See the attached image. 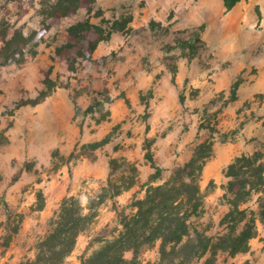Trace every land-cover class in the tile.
I'll return each instance as SVG.
<instances>
[{"label":"rangeland","instance_id":"374dc122","mask_svg":"<svg viewBox=\"0 0 264 264\" xmlns=\"http://www.w3.org/2000/svg\"><path fill=\"white\" fill-rule=\"evenodd\" d=\"M56 1L0 0V32L42 38L35 57L0 67V264L35 257L37 239L65 198L91 216L66 258L81 264L85 251L103 245L97 240L119 234L118 210L131 212L145 195L154 172L148 150L158 153L165 179L177 157L205 141L214 145L200 179L205 207L197 223L221 232L230 210L222 199L228 165L264 148V87L251 92L256 81L264 86V0H240L230 10L223 0H96L91 9L45 20V30ZM79 22L89 26L70 35ZM195 37V49L184 51L180 42ZM111 159L138 168L136 186L115 198L103 195ZM124 170L114 179L131 176ZM40 192L44 207L37 210ZM241 208L258 214L259 195ZM159 248V241L145 247L137 264L156 262ZM210 261L264 264V222L257 220L247 251L219 252Z\"/></svg>","mask_w":264,"mask_h":264},{"label":"trees","instance_id":"16d2710c","mask_svg":"<svg viewBox=\"0 0 264 264\" xmlns=\"http://www.w3.org/2000/svg\"><path fill=\"white\" fill-rule=\"evenodd\" d=\"M96 0H57L47 12L49 18L43 20L44 29L48 30L53 20L75 15L83 6L91 7ZM227 10L232 9L240 0H223ZM50 20L51 23H46ZM89 26L87 22H79L69 28V34L74 36L82 27ZM153 28L156 25L152 26ZM164 33L166 29H161ZM36 32L25 35L21 31L10 34L0 32V67L13 64H24L38 54L42 38L35 40ZM193 40L181 41L180 45L186 51L195 49ZM99 105H102L99 103ZM93 110V109H91ZM221 141L228 137L221 135ZM103 141L96 147L106 144ZM213 141H205L194 150L191 159L177 167L170 177L161 184L152 183L162 179V167L148 150L146 159L154 172L150 175L145 195L137 198L131 212L118 210L115 221V232H119L112 240L99 239L103 245L92 254L85 251L81 264H137L140 252L147 246L160 242L159 258L153 264H191L193 261L209 255L207 264L219 252L238 253L249 248V241L256 235L257 220L264 222V148L251 155L236 157L227 167L226 177L229 181L223 185L224 195L230 210L222 218L221 232L208 233L197 223L203 216L205 202L200 187V179L206 162L213 155ZM119 163L117 159L110 160L109 188L103 195L112 198L123 191L136 186L138 168L125 159ZM130 172L114 179V174L120 169ZM120 182V186L118 185ZM253 194L259 195V212L253 211L249 216L246 203ZM233 195L234 198H231ZM37 210L44 207V195L40 192L37 199ZM7 207V206H6ZM91 216L83 212V208L75 198H65L61 207L50 220V230L36 241V255L20 264H66V258L74 250L80 234L88 229ZM131 252L132 258L126 253Z\"/></svg>","mask_w":264,"mask_h":264},{"label":"crops","instance_id":"0c3cea01","mask_svg":"<svg viewBox=\"0 0 264 264\" xmlns=\"http://www.w3.org/2000/svg\"><path fill=\"white\" fill-rule=\"evenodd\" d=\"M112 1V0H111ZM224 2V1H223ZM112 3H113V1H112ZM96 4V3H95ZM168 31V30H167ZM163 32V31H162ZM255 84H253L252 85V87H251V92L252 93H254V92H256V91H258V90H260L261 88H263L264 86H261V85H258V82L256 81V82H254ZM139 99H141V94H139ZM143 106H144V108H146V105L145 104H143ZM164 141V140H163ZM163 141L161 140V143H163ZM165 141H168L167 139H165ZM162 145H164V146H169L170 144H162ZM170 148H171V146H169ZM183 146H181V148H182ZM153 153V152H152ZM194 153V152H193ZM153 155H154V153H153ZM157 156H158V153H157ZM157 156L156 155H154V158H155V160H156V158H157ZM193 156V154L192 155H189L188 157H185V156H183V155H180L179 157H177V161H176V163H178V167H180V166H182V165H184L186 162H188L190 159H191V157ZM233 161V160H232ZM231 161V162H232ZM156 162H157V160H156ZM208 162V161H207ZM207 162H206V164H207ZM180 163V164H179ZM158 164V163H157ZM205 164V166H204V169H203V172L205 173L206 172V169H207V165ZM158 165H160V164H158ZM161 166V165H160ZM202 172V173H203ZM172 174V173H171ZM170 175V174H169ZM167 176V178H163V175H162V179L160 180L161 182H163V181H165L166 179H168L170 176Z\"/></svg>","mask_w":264,"mask_h":264}]
</instances>
